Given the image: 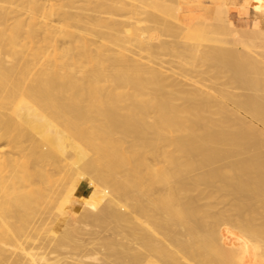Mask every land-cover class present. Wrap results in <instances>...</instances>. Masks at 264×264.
<instances>
[{
  "label": "bare ground",
  "instance_id": "obj_1",
  "mask_svg": "<svg viewBox=\"0 0 264 264\" xmlns=\"http://www.w3.org/2000/svg\"><path fill=\"white\" fill-rule=\"evenodd\" d=\"M42 1L31 0L35 15L48 5L55 9L54 2ZM247 1L239 6L245 8ZM234 4L218 0L215 20L224 32L230 31L235 44L248 46L245 39L256 33L258 37L263 29L236 27L229 17ZM65 5L59 12L55 9L57 21L50 8L41 19L36 15L38 23L25 25L29 28L18 20L19 33L8 31L9 8L0 6V264H232L234 258L237 264H256L264 244L258 100L248 96L247 102L232 94L231 106L225 98L232 90L226 86L197 85L192 90L186 85L198 83L181 79L171 69L168 73L162 59L136 57L127 42L154 55L170 43L154 41L143 28L126 27L124 35H135V40L117 34L110 43L131 53L117 54V46L109 49L112 53L101 50L105 41L95 49L97 37L84 34H90L93 24L103 28V21L92 16L90 7L82 14ZM253 5L264 16V0ZM169 10L174 30L183 23L189 30L184 38L200 36V9ZM164 26L173 31V26ZM21 31L31 38L23 40ZM237 64L240 78L246 68L257 67L254 62L248 67ZM179 93L186 103L175 102ZM201 169L205 172L197 174ZM83 180L89 186L77 196ZM201 183L210 187L202 191L201 200L205 194L227 192L223 206H208L218 209L211 211L214 220L230 221L225 223L228 228L217 220L229 234L220 233L218 224L212 228L210 208L189 197ZM215 234L223 240L221 247ZM228 239L237 250L229 247Z\"/></svg>",
  "mask_w": 264,
  "mask_h": 264
},
{
  "label": "rangeland",
  "instance_id": "obj_2",
  "mask_svg": "<svg viewBox=\"0 0 264 264\" xmlns=\"http://www.w3.org/2000/svg\"><path fill=\"white\" fill-rule=\"evenodd\" d=\"M49 1L50 0H43L42 2L45 3V4H46V2H47V4H52L54 2L55 3L54 5H56L54 7H55V9H57L58 12L60 11V6H64L66 3L70 4L71 6L73 5L72 7H70V9L72 11H81L82 10L81 11L82 14H85V13L87 14L89 10L86 11L85 9H88L89 7H90L91 10H94L95 9L94 11H91L90 10V12L92 13V16H97V18H100L101 21H103L102 22V25H103V28H105V32L103 30H101V29H103V28H101L102 26H100V25H94L93 24V26L91 25V27L89 29V33H90L89 35L90 36L87 35L86 32L84 34L85 35V38H87V39H92V37H95V36L97 37V38L95 37L97 39L96 43L95 44L93 43V45H92L93 48H95V49L101 48V50H102V48H103V50L105 49L104 51H107V52L110 53L111 51H109V49L110 48H115L117 46V45H115V47H113L114 45L112 46V44H110V43H112V40L115 39V36H117V34H118L117 37L121 38L122 40H128V41L129 40L130 41L135 40V39H133V37L135 38V35H133V36L131 35V37H130V35L128 33H127L128 36L127 35L126 36L124 35L126 33L125 32L126 27H129V28H132L133 27L132 29H135V30L136 29H140V28L142 29L143 28L144 29L143 32H146L147 31L145 34L149 35V38L154 37L153 38L154 41H157L158 39H161V40L168 41L170 43L167 46L168 49H165L166 47H163V48L160 47V48H158V50H156L157 53L155 52V55H154L152 53H149L148 51L140 50L139 47H137V46L135 47L134 44L127 42L128 46H129V44L131 45L130 48L128 47L129 48L128 51H130V49H131L134 52H136V57H141L143 60H145V61H148L149 60L150 62H153V61L155 62L156 59L159 62H161V59H162V62H164L163 63L164 64V67H165L166 71L168 70L167 71L168 73H170V72L173 71V73L176 76L183 77V78L180 77L181 79H184L185 78V80L188 81V82L196 81V83H198L196 85H186V87H188V88L190 86H191L190 88L193 87L192 90H194V88H196L197 85L200 86V87H204V85H205V87L206 88L208 87V89L211 88V87H213V89H219L220 87L226 86L229 90L231 89L232 91H234L232 93V91L230 90L231 91V96L230 97L227 96L225 98L226 99L225 101H227L226 103L229 102L230 104L229 103L228 104L231 105V106L234 105L233 104V100H232V97H233L232 94L235 96L234 98L244 99L246 101H247L248 96L253 97L254 99H257L258 100L257 104L261 108V112H262V116H261V119L262 120H259V122H257L258 126L261 129V131H260L261 138H259L260 144H258V146L259 145H262V147L260 146L262 148V151H261V148L258 147V149H259L260 152H262V153L264 152V16H262V21H260V19H255L250 24V26L247 27V28H250V27H261L263 29V32H259L258 33V37L256 36V34H257L256 33V34H254V37L251 36L252 38H246L245 41L246 42L248 41L247 43H250V44L248 46H243L241 44H239V45L235 44L234 41H236V40L233 39V37L231 36L232 34L230 33V31L228 29H227V31L230 34L228 32H224L223 30H225V29L222 27L223 28V30H222V28L219 25H217L216 20H215V14L214 13H215V8H216L215 6H216V3L218 2V0H215V1L214 0H211V2H210V0H125L124 3H123V1L121 2V3L124 4L125 7L124 6H121V3L120 2L118 4H115V3L112 2L113 3L112 4V3H109V2H111L109 0H107V2L105 0H104V2L102 0H100L99 2H101L102 4L105 3V6H108V9H107V7L103 6L102 4L99 5L100 3L97 2L98 0H94L95 2L93 0H81L82 2H85L86 1V5L84 3H82V2L80 3L79 2L80 0L79 1L78 0H69L70 2L68 0H66V3L64 2L65 0H51V3ZM251 1L252 0H250V2H249V0H248L247 1V4H246V7L243 8V9H247L251 5L253 7L254 6L253 5V1L254 0L252 2ZM89 2H91L92 5ZM60 3H62V5ZM79 3H80V6H79ZM93 3H95V5ZM125 3L138 4V7H137L138 9L136 8V10H133L134 8L131 5H129V4H126L127 5V7H126ZM157 3L160 4V5L158 6ZM31 5H32L31 4V0H0V6L1 7L2 6H3V8L5 7L6 10L9 8L7 11L9 12V15H10L11 19L9 18L8 23L11 26L10 29L11 28L12 29L11 30H8L7 29L8 31H10V32H13L14 31V32H18L19 33V31H18L19 30L18 29V22H17L18 20H23V21L26 22V23H24L23 28H29L28 26L25 27V25H27V24H29V22H31L29 24L31 26V24H34L35 20L38 23L39 22L38 17L41 19L42 16H44L45 13L48 14V11L51 10V7L50 6H52V5H48L49 8H50V10H49V8L47 6H46L47 8L46 7H42L44 9L40 8L41 12H40V10H38V13L40 12L39 14L36 12V15H38V17H37L33 13L34 11L31 12L33 10V8H30ZM128 5L131 8H129ZM165 5H167V7ZM171 5H173L174 7H176V6L177 7H189L191 9H194L195 8V9H200L201 10L202 22L204 21V23L205 22L206 23L205 24L203 23L202 25L201 24L200 25L198 24L199 26H202V28H201V32L202 33L200 32V36H199V34H197V35L199 36V38L202 37L203 38V39L201 38L202 40L201 39L199 40L198 38H196L197 35H195L196 37L193 36L192 38H189V39L184 38L186 36L187 32L189 31L186 24L180 23L181 28L178 29L176 27L175 28L176 31L174 30V26H175L174 25L175 24L174 22H176V21L175 20L173 21V18L174 17L169 15V14H171L170 13L171 10H169V9L170 8L171 9L174 8ZM43 6H45V5H43ZM111 6H113V10L111 9L112 8ZM119 7L120 8H123V9H120L119 10ZM159 7L162 10L164 8L165 9L162 11ZM45 8H46V10H45ZM75 8L78 9V10H76ZM167 8H169V9L167 10ZM52 9H53V6H52ZM55 9L53 11H54V13H56V15H58L56 17V19H55L57 21V18L59 17V14H57L58 13L57 11L55 12ZM79 9H81V10H79ZM109 9H110V11H108ZM19 11L21 13L23 12L22 15H20ZM44 11H46V12H44ZM53 11L51 10L50 12L52 13ZM95 11H97V12H95ZM51 13H50V15H53L54 17L56 16L55 14H53V13L51 14ZM21 16L24 17V18H22ZM47 16L48 15H46L45 17H46V19H48V21L50 19H52L51 21H54V19L51 18L53 16H51V17H47ZM33 17H35V18L32 21V18ZM45 17H43V20L44 21L46 20ZM229 17L231 18L230 15H229ZM37 19H38V21H37ZM116 19H118V20H116ZM119 19H120V22L121 23L119 22ZM165 20H166V22H165ZM40 21H42V20H40ZM108 21H110V22H108ZM171 21H172V24H170ZM117 22H119L120 24H118ZM207 22L210 23V24H208ZM121 24H122V28H121ZM164 24H168L170 26H173V31L170 32V28H165ZM9 25L7 26V28L9 27ZM124 25H125V27H124ZM176 26H177V24H176ZM95 27H97V28H95ZM119 29L122 30V31H124V33L123 32H120ZM118 30H119V32H118ZM204 30H205V32H204ZM179 31H181L182 34L178 36V34H180ZM10 32H8V33H10ZM96 32H97V34L99 32V34L97 35ZM100 33H101V35H100ZM104 33L107 34V36ZM174 33H176L177 35L174 34ZM204 33H206V34L203 35ZM120 34H122V35H120ZM20 37L23 40H26V39H30L31 38V36H28V33H26V32H22L20 34ZM89 37H91V38H89ZM100 37H102V38L105 37V38L102 40V38H100ZM7 38L9 39V37H7ZM8 39H7V41H8ZM232 40H233V42H232ZM101 41L102 42L105 41L106 43L104 42L105 43L104 46H101V47L98 48V46H100L99 44L103 45V43H100ZM97 42H98V44H97ZM118 47L119 46H117V49L119 51L116 52L114 49H112V51H115L117 54H128V53H131V52L122 50L121 47H119V48ZM125 47H127V46H125ZM11 49H12V47H11ZM176 49H178L179 52H177ZM237 50H239V51L242 50L240 52L241 53V56H236V55H239L240 54V53H238ZM216 51H219V54L220 55H217L218 52H216ZM126 52H128V53H126ZM210 52H211V54H209ZM116 53H114V54H116ZM178 53L181 55L180 57H182V60L180 59V57L178 58L176 56ZM188 54H189V57L191 59L188 57ZM214 54H215V57H213ZM130 55H132V54H130ZM148 55H151L152 58H153V56H155V57L152 60L150 58V56H148ZM223 55H224L225 59L223 58V60H222V57L221 56H223ZM192 57H194V58H192ZM229 57L232 58V60L233 59L234 60L231 61V59ZM240 58H242V59H240ZM217 59H219V60H217ZM232 62H234V64H232ZM236 62L237 63H242L246 67H248L247 65L252 66L253 65V62H254V65L257 66V67H255L256 69H252V70H251L250 67H248V69L246 68L245 69V73H244V77L243 78L242 77L240 78V77L236 76V73H238V64L235 65ZM165 65H167V66H165ZM249 68H250V70H249ZM170 69H171V71H170ZM182 74H184V75L182 76ZM201 84H203V85H201ZM230 87H232V88H230ZM102 93L105 94L104 91ZM159 93H161V91H159ZM181 96L182 95L179 93V96L177 97L179 99H176L175 98V102L177 100H179V102L186 103L185 99L182 98ZM181 98H182V100L180 101ZM216 104L218 105V103H216ZM217 105H214V107H216ZM243 114L246 115L247 118L251 119V115L249 113L247 114L246 112H243ZM262 157H264V153H263ZM201 172L203 173V172H205V170L204 169L198 170L197 171V174H200ZM194 174H196V173H194ZM259 180L260 181H258V182H259L260 185L259 184H256V185L257 186L258 185L259 186L262 185L261 188L264 187V183H263L264 180L263 179H259ZM251 182H252V180H250V183ZM253 182L255 183V181H253ZM249 185L251 186L252 184H249ZM79 186H81V187H79ZM79 186H78L77 196H81L87 190L89 184H88V182L86 180H83L81 182V184H79ZM253 186H254V184H253ZM208 187L209 186H207L205 183H201L199 185V189L197 188V190H195L196 192L195 191H191V193H189V195H190L189 197L190 198H193V199H196L199 202V204L201 203L200 204L201 206L202 205L204 206V208L206 210H208L210 208L208 205H210L211 203L214 204V205H216V204L219 205L218 203H222L219 206H223V204L225 203V201H228L229 200V198H227V195H226L227 192L222 189V190H219V192L216 191L217 193L216 192L214 193L215 194L214 197H209L206 194L203 195V196H205L204 197L205 199H202L203 200L202 201L201 198L199 199V197H201L200 194L202 193V191H203V193H204V191H208L209 192L210 187H209V189H208ZM191 188H193V187H191ZM215 188H217V187H215ZM194 189H195V187H194ZM198 190H200V191H198ZM263 190H264V188H263ZM192 193H193L194 196L191 195ZM208 194H210V193H208ZM262 194H263L262 196L264 197V192H262ZM197 196H198V198H197ZM217 210L215 209L213 211V209H211V208L209 209V213L211 215L210 224H211L212 228H214L215 225L218 224L219 226L217 225V229L219 231H221L220 233H225V232L228 233V228L231 225L229 224L227 226L226 224L229 223L230 221H228V222L226 221L227 223L225 222L226 223L225 224L223 222V220H221L222 218L221 219H216V217H215V220H216L215 221L214 220V217L212 216V213L216 212ZM211 211H212V213H211ZM217 220H219L222 224L224 223L223 226L226 225V227H228V228L225 227V230H222L223 227L222 228L220 227V226H222V224L219 223ZM240 222H242V221H240ZM238 224H239V222H238ZM213 225H214V227H213ZM230 229H231V227H230ZM215 231H214V233H215ZM107 233H110V232L107 231ZM230 233H232V232H230ZM234 234L236 235V233H234ZM217 235L220 236L219 233ZM217 235L215 234V236H217ZM235 235L232 236V234H231V235H229V238H230V236H232L231 237V240H232V238ZM221 236H223V235H221ZM221 236H220V238H223V239L226 238V236L225 237H221ZM218 238L219 237L217 236V239ZM263 238H264V234L262 235V238H261L262 239L261 240L262 241L261 242V245L264 243V239ZM220 240L218 239V242L220 241V244L219 245L221 247V243L223 242V240L222 239H220ZM226 240H227V238H226ZM228 241H229V239H228ZM229 243H230L229 245H231L233 242L229 241ZM216 244L218 245V243H216ZM233 245L235 247V244H233ZM236 246H237V244H236ZM262 246L264 247V244ZM229 247H233V246L231 245ZM263 247L261 248L262 251H260L261 254L259 253L260 256L257 257L258 262L256 261V264H264V253H263L264 252V248ZM235 249L237 250L238 249V246H237V248L235 247ZM235 253L236 252L234 250V253L232 252V255L235 256L234 255ZM262 253H263V255H262ZM229 255H230V252H229ZM233 256H231V257H233ZM231 257L229 256V259L228 260H230ZM234 259H235V261H233V262L230 261V262L232 264H237L236 258H234ZM234 259L231 258V260H234ZM228 263H229V261H228ZM194 264H196V263H194Z\"/></svg>",
  "mask_w": 264,
  "mask_h": 264
},
{
  "label": "crops",
  "instance_id": "obj_3",
  "mask_svg": "<svg viewBox=\"0 0 264 264\" xmlns=\"http://www.w3.org/2000/svg\"><path fill=\"white\" fill-rule=\"evenodd\" d=\"M236 4L233 5L230 11V16L233 19L234 25L238 28H247L255 19L262 21V14L256 13L254 7L249 6L242 10L239 2L242 4L244 0H234ZM261 23V22H260Z\"/></svg>",
  "mask_w": 264,
  "mask_h": 264
}]
</instances>
